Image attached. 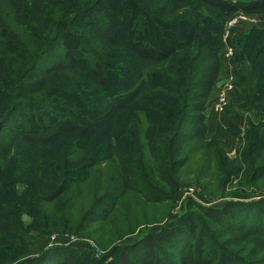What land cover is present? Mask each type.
<instances>
[{
	"label": "trees",
	"instance_id": "16d2710c",
	"mask_svg": "<svg viewBox=\"0 0 264 264\" xmlns=\"http://www.w3.org/2000/svg\"><path fill=\"white\" fill-rule=\"evenodd\" d=\"M198 2L217 14H264V0ZM91 28H100L97 36L120 44L140 65L130 98L116 95L98 103L72 86L48 82L54 74L86 70L96 86L109 90L119 79L115 73L124 68L86 41L85 32ZM198 34L178 40L173 21L141 0H0V264H86L67 247L32 254L31 231L80 233L97 220L99 210L113 212L121 197H135L143 205L170 200L177 172L185 165L179 155L187 125L195 126L193 137L214 149L208 155L218 182L239 176L250 187L264 177V27L230 42L239 64L233 85L248 108L257 107L262 117L246 129L243 147L233 157L198 130L222 72L217 38L212 41L202 25ZM123 137L126 145L120 147L134 149V145L143 157V149L149 152L146 162L152 164L153 176L127 157L110 162L105 151H114L116 139L120 142ZM62 138L71 143L55 144ZM99 138L108 144L102 147ZM32 148L57 151L53 163H42L41 174V160L28 152ZM147 176L153 180L144 181ZM20 183L24 184L21 191ZM194 205L222 227L233 226L251 237L264 235V196L226 200L215 208ZM23 212L31 215L33 224L23 222ZM189 215L165 232L139 237L137 243L144 249H136L137 243L122 246L110 264L264 261V256L240 258L214 240L213 249H205L203 234L196 233ZM163 246L173 257L155 254Z\"/></svg>",
	"mask_w": 264,
	"mask_h": 264
},
{
	"label": "rangeland",
	"instance_id": "374dc122",
	"mask_svg": "<svg viewBox=\"0 0 264 264\" xmlns=\"http://www.w3.org/2000/svg\"><path fill=\"white\" fill-rule=\"evenodd\" d=\"M141 1L173 21L178 40L184 41L195 36L199 37L200 25L208 32L212 41L213 36L217 38L220 43L219 54L222 60V72L213 94L203 108V122L198 130L203 133L205 140L213 139L221 144L229 157L235 156L243 147L246 129L257 124L262 117L257 107L248 108L244 95L233 85L235 70L239 64L233 56L230 42L251 30L263 28L264 14L245 13L241 15L240 11L233 14H217L213 12V9L201 5L198 0ZM97 31H100V28H91L85 32L86 41L92 48L103 49L112 64L124 68L123 71L118 70L115 73L118 74L119 79L112 84L111 88L109 90L100 89L90 80L86 70L54 74L48 82L72 86L98 103L107 102L109 99L113 100L116 95V97L121 95L122 99H128L135 87L134 75L136 71H140V65L129 58L120 44L109 40L105 35L97 36ZM99 38L100 40H97ZM144 68L147 70L148 67L144 64ZM225 85H232V92L228 95L227 104L221 110H216L211 105L212 101ZM188 126L190 125L185 128L184 136L181 139L179 155V161L182 162L185 159V165L177 172L178 183L171 193L170 200H164L154 205H143L135 197H121L116 202L113 212L107 214V211L99 210L97 220L89 223L80 233L67 230L41 233V231L33 230L31 231L33 233V241L30 244L31 253L38 256L49 248L67 247L69 251L75 252L79 258H84L86 264H110L118 256L122 246L134 245L139 241H137L139 237L148 232H165L177 226L182 218L190 214L189 216L195 222L196 233L202 232L203 234L205 249L208 247L213 249L214 240L218 247L240 258L249 260L256 256L263 257V234H252L253 237H251L233 226L222 227L213 223L194 203L215 208L221 207L226 200H247L264 196V177L255 181L250 187L243 183L239 176L218 182L214 174L213 161L209 159L208 155L214 149L210 150L205 147L198 136L193 137L195 126ZM126 139L128 141V138ZM119 140L120 142H117L116 139V143H114V151L110 150L109 153L105 151V154H110V162L113 159L124 160L127 157L138 169H142L145 174L153 176L152 164L149 167L146 162L149 152L143 149V157L134 145H132L134 149H128L127 146L120 147L126 145L125 137L119 138ZM138 141L141 143L145 141L142 133L139 135ZM98 142L102 144V147L108 144L100 138ZM59 143L69 144L71 140L62 138L55 144ZM28 152L38 156L37 159L41 160L40 174L45 171L42 163L48 166L51 162L53 163L54 156L57 154L53 148H41L40 150L32 148ZM31 154L30 156H32ZM101 168L104 172L105 167ZM31 171L32 169L28 170V175L31 174ZM146 180L152 181L153 179L151 176H147L144 181ZM106 182L107 180L104 178L100 184L104 186ZM18 186V190L21 191L24 184L20 183ZM73 186L84 189L82 185ZM78 198L81 199V197ZM84 198L86 201V197ZM21 218L25 223H34L29 213L23 212ZM221 219L226 220L225 218ZM32 228L35 229L33 226ZM135 248L144 249L140 243H137ZM166 249L165 246L156 248L155 254L158 257L170 259L173 257V253ZM164 250L168 253L164 254ZM255 250L259 251L252 254ZM10 251L14 254L17 252L14 249H10ZM263 262L260 261L259 264ZM75 264L80 263L76 262Z\"/></svg>",
	"mask_w": 264,
	"mask_h": 264
},
{
	"label": "built area",
	"instance_id": "2783aa9c",
	"mask_svg": "<svg viewBox=\"0 0 264 264\" xmlns=\"http://www.w3.org/2000/svg\"><path fill=\"white\" fill-rule=\"evenodd\" d=\"M245 13L241 12V15ZM233 88L232 85H225L214 97L212 101V107L216 110H221L228 102V95L232 92L231 89Z\"/></svg>",
	"mask_w": 264,
	"mask_h": 264
},
{
	"label": "water",
	"instance_id": "95a60500",
	"mask_svg": "<svg viewBox=\"0 0 264 264\" xmlns=\"http://www.w3.org/2000/svg\"><path fill=\"white\" fill-rule=\"evenodd\" d=\"M258 198V197H257Z\"/></svg>",
	"mask_w": 264,
	"mask_h": 264
}]
</instances>
